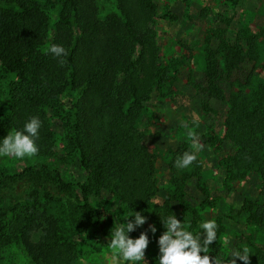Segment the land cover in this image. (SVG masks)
<instances>
[{
  "label": "trees",
  "instance_id": "16d2710c",
  "mask_svg": "<svg viewBox=\"0 0 264 264\" xmlns=\"http://www.w3.org/2000/svg\"><path fill=\"white\" fill-rule=\"evenodd\" d=\"M53 5L56 21L42 52L38 47L48 28L45 10ZM153 16L149 0H0V65L11 76L5 86L6 111L0 113V144L35 116L42 121L36 155H51L46 111L52 109L62 121L66 150L77 154L84 173L81 182H70L42 162L10 175L0 169V250L17 244L29 264H71L73 236L104 221L89 200L100 191L110 193L127 214L138 211L145 223L163 227L150 208L156 190L154 156L138 127L143 104L155 87L167 84L169 73L158 61ZM261 35L239 33L232 44L219 40L204 59L210 96L222 95L220 70L231 77L223 127L233 152L222 160L224 179H242L247 172L259 179V200L245 198L240 206L245 223L258 235H234L236 249H250V264H264V56L258 65L261 81L252 83V68L241 78L232 74L242 72L241 65L251 60L257 62L253 49ZM53 44L62 45L68 55L54 57L47 51ZM185 151L189 147L180 144L171 154L167 200L177 204L184 228L195 235L203 232L204 221L184 197L189 177L203 195L200 207L212 203L199 184L198 158L189 168L174 171ZM48 173L49 180H39ZM70 187L78 191L77 201L64 194ZM216 223L217 240L208 249L212 258H220L221 252L223 227ZM37 230L39 240L33 242L29 235ZM158 259L159 245L151 264H159Z\"/></svg>",
  "mask_w": 264,
  "mask_h": 264
},
{
  "label": "rangeland",
  "instance_id": "374dc122",
  "mask_svg": "<svg viewBox=\"0 0 264 264\" xmlns=\"http://www.w3.org/2000/svg\"><path fill=\"white\" fill-rule=\"evenodd\" d=\"M149 1L154 8L152 25L158 47V61L169 70L167 84L152 90L148 100L143 104V111L138 119V127L143 133V143L154 156L156 190L151 198V213L160 220L173 214L180 220L181 212L177 204L167 200L169 179L172 176L169 163L173 150L180 144H186L190 151L193 150L192 140L187 135L188 130L181 125L182 121L187 122L198 134V143L203 145L197 153L202 169L199 184L206 189L207 198L212 205L200 207L203 195L194 177L187 179L184 197L201 220L204 222L215 220L222 225L219 257L224 259L236 249L234 235L246 233L258 235V232L253 231L245 223L240 206L245 198L259 200V179L253 172H247L238 180L224 179L222 160L233 152L232 143L224 138L223 127L231 77L220 70L218 86L222 95L210 96L209 84L204 74V59L219 40L232 44L236 42L239 33L244 36L262 34L253 49L257 62L252 63L251 60L241 65L242 72L232 74V78L234 76L241 78L243 73L252 68V83L261 81V70L258 65L264 56V0ZM45 14L48 18V28L42 44L38 47L42 52L46 51L53 33L56 21L55 5L47 6ZM10 79L11 76L5 75L0 65V113L6 111L3 100L5 86ZM46 118L53 136L51 155L24 158L0 156V169L10 175L33 163L42 162L49 169H56L64 180L81 182L84 173L77 163V154H69L66 150L62 121L52 109L46 111ZM194 120L200 122L198 127L194 125ZM180 170L174 167V171ZM49 178V173L39 175V180ZM64 194L73 201L78 200L79 193L75 188L70 187ZM89 200L102 212L104 221L94 228L90 227L86 232L73 236L75 256L71 264H151L154 250L158 247L160 230L162 229V234L166 230L163 222V227L155 226V233L150 230V224L147 223L136 226L128 233L135 239L141 232H146L149 244L145 250V260L123 261L122 257L114 256L113 250L109 247V238L111 230L126 222L122 221L123 217L131 214H127L119 201L107 191L91 195ZM55 210L56 208H51L53 213ZM128 219L134 220V216H129ZM39 234L38 230L30 233V240L38 241ZM259 244H262V241ZM27 258L17 244L8 245L0 250V264H29Z\"/></svg>",
  "mask_w": 264,
  "mask_h": 264
},
{
  "label": "clouds",
  "instance_id": "9594fccd",
  "mask_svg": "<svg viewBox=\"0 0 264 264\" xmlns=\"http://www.w3.org/2000/svg\"><path fill=\"white\" fill-rule=\"evenodd\" d=\"M54 57H66V49L62 45L53 44L48 50ZM64 59L59 63L63 65ZM198 127L199 121L194 120ZM181 125L187 129V135L192 140V151H185L182 156L177 157L175 167L178 169L189 168L197 161V153L203 148L198 143V134L190 128L187 122L182 121ZM42 121L38 117H31L23 126L22 130L8 134L0 144V156H11L15 158L32 157L39 151L35 140L38 138ZM134 215V220L129 216ZM125 217L124 223L111 230L109 247L113 250L114 256L122 257L123 261L139 262L145 260V250L149 244V237L146 232H141L138 238H131L128 233L136 226L143 225L146 217L140 212ZM165 231L158 239L159 264H237V259L243 264H250V249L244 246L242 249H233L227 258L221 259L210 257L209 246L217 240L218 225L215 220H207L200 227L202 233L193 234L184 228L181 220L173 214L162 219ZM150 230L155 233L156 228L150 225ZM203 253V255H201Z\"/></svg>",
  "mask_w": 264,
  "mask_h": 264
}]
</instances>
